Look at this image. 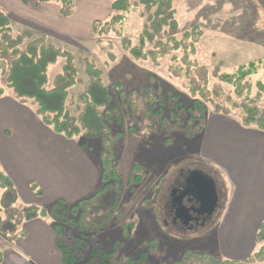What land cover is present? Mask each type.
Masks as SVG:
<instances>
[{"label": "trees", "instance_id": "1", "mask_svg": "<svg viewBox=\"0 0 264 264\" xmlns=\"http://www.w3.org/2000/svg\"><path fill=\"white\" fill-rule=\"evenodd\" d=\"M20 1L28 5L30 0ZM176 1L114 0L111 17L93 22L92 31L107 64L117 60L112 42L104 41L111 33L121 38L123 49L135 61L151 60L158 66L160 60L170 56L169 72L172 77L189 78L193 98L190 105L184 104L175 88L155 87L154 79L157 77L152 73L147 86L127 90L120 81L110 85L104 71L88 59L85 60L87 82L81 92L73 95L78 69L72 52L49 42L46 37L27 42L23 34L14 35L9 14L0 8V98L11 94L19 102L32 105L43 124L67 139L79 138L86 151H93L94 141L100 144L99 155L94 153L100 168L99 186L92 194L72 204L57 200L43 207L19 206L17 189L0 164V264L3 261L1 247L4 240L25 237V231L19 226L36 219L46 220L55 231L63 264H148L151 251L158 247L156 240L143 243L150 250L143 252L139 258L127 257L121 261L117 257L124 243L118 241L113 250L107 251L100 241V234L109 223L121 216L119 202L124 189L134 190L144 180L140 164L133 166L126 184L116 166L118 143L135 132L133 127L127 131L119 127L130 111L141 109L142 95L146 100V114L150 119H156L159 130L170 137L178 133L189 139L202 136L209 116L208 104L213 106V114L233 117L244 128L264 132V107L260 105L264 96V81L256 83L255 97L251 96L252 84L248 81L259 71L260 62L241 65L233 74L218 73V68L214 71L220 83L234 89L235 97L226 93L220 84L210 90L208 69L198 66L191 59L202 32L194 27L185 31L182 38L176 36L180 30L174 8ZM45 4L58 5L59 14L64 19L73 17L77 10L76 0H37L38 6ZM136 7L142 8L145 24L138 42L134 43L124 36L123 27L128 14ZM181 50L184 55L179 58ZM60 59L63 60L62 70L51 81L49 69ZM195 73L200 78L198 82L192 77ZM32 189L37 196L43 195L36 184H32ZM255 239L257 249L244 260L186 249L173 264L263 263L264 223L260 225Z\"/></svg>", "mask_w": 264, "mask_h": 264}, {"label": "rangeland", "instance_id": "2", "mask_svg": "<svg viewBox=\"0 0 264 264\" xmlns=\"http://www.w3.org/2000/svg\"><path fill=\"white\" fill-rule=\"evenodd\" d=\"M113 1L76 0V13L69 19L60 16L58 5L38 6L37 0H30L28 5L20 0H0V8L9 14L14 35L23 34L27 42L46 37L49 42L72 52L78 69L73 95L81 92L87 82L85 60L88 59L104 71L110 85L120 81L127 90L147 86L152 73L157 77L154 79L155 87L175 88L184 104L190 105L193 98L189 78L172 77L169 72L172 63L170 56L160 60L158 66L151 60L135 61L123 49L121 38L111 33L104 41L112 42L117 60L111 64L105 62L106 58L96 44L92 25L97 20L104 21L111 17ZM174 8L180 25L176 34L178 38L194 27L202 32L191 59L198 66L208 69L209 89L220 84L226 93L234 95V89L220 83L214 71L218 68V73L233 74L239 66L256 61L260 62L259 71L248 79L252 84L251 96L255 97L256 83L264 81V0H177ZM144 24L142 8H133L123 27L124 36L137 43ZM183 55L182 50L178 52L179 58ZM62 66L63 60L60 59L49 69L51 81L61 72ZM192 77L200 81L196 73ZM115 101L118 103L117 99ZM260 105L264 107V96ZM145 111L146 100L142 95L141 109L130 111L119 127L122 131L133 127L135 132L122 139L116 149V166L123 182H128L133 166L140 164L144 171L143 183L134 190L128 187L124 189L119 202L121 216L109 223L100 234V241L107 251L113 250L118 241L124 243L118 252L119 261L127 257L139 258L143 252L150 250L143 243L152 239L158 242V247L151 251L148 264H173L186 249L206 251L225 258V254L218 252V218L225 200L221 201V206L206 224L191 231L182 230L172 221L165 211V200H161L163 194L168 195L180 173L198 167L213 175L220 189L228 183L225 175L219 166L206 159L200 160V137L189 139L182 133L170 137L159 130L158 121L150 119ZM212 111L213 106L208 104V114H213ZM95 142L93 152L99 155L100 144ZM224 247L228 248V245Z\"/></svg>", "mask_w": 264, "mask_h": 264}, {"label": "crops", "instance_id": "3", "mask_svg": "<svg viewBox=\"0 0 264 264\" xmlns=\"http://www.w3.org/2000/svg\"><path fill=\"white\" fill-rule=\"evenodd\" d=\"M200 140V160L219 166L228 181L220 189L213 175L202 170L215 183L219 207L225 200L218 218V252L244 260L257 249L256 234L264 223V132L244 128L233 117L211 114ZM0 164L17 189L20 206L43 207L57 200L72 204L99 186L94 152L84 150L79 138L55 133L32 105L11 94L0 98ZM32 184L42 189V196L35 194ZM19 228L26 235L4 240L2 264H63L49 222L36 219Z\"/></svg>", "mask_w": 264, "mask_h": 264}, {"label": "flooded vegetation", "instance_id": "4", "mask_svg": "<svg viewBox=\"0 0 264 264\" xmlns=\"http://www.w3.org/2000/svg\"><path fill=\"white\" fill-rule=\"evenodd\" d=\"M195 171H200L199 168H196ZM189 173V174H188ZM193 172H187V175H183L184 178L181 180H174L172 188L170 189L168 195L167 193L163 194L161 200H165V211L172 218V221L178 225L182 230H194L195 227L204 225L211 218L207 215L200 216L198 213L192 212L193 221L186 225L183 221L178 219L177 209H179V203H183L188 208H198L197 197L195 191L192 188L188 187L190 184V177ZM203 173V172H202ZM182 199V200H181ZM164 201V202H165ZM188 217V216H187Z\"/></svg>", "mask_w": 264, "mask_h": 264}, {"label": "water", "instance_id": "5", "mask_svg": "<svg viewBox=\"0 0 264 264\" xmlns=\"http://www.w3.org/2000/svg\"><path fill=\"white\" fill-rule=\"evenodd\" d=\"M188 187L194 188L192 189L197 197L198 208H188L182 202L179 203L178 219L188 225L193 221L192 212L198 213L200 216H213L219 205L218 191L213 180L200 171H196L191 174Z\"/></svg>", "mask_w": 264, "mask_h": 264}]
</instances>
